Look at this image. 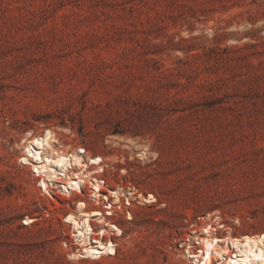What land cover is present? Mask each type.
Listing matches in <instances>:
<instances>
[{
	"label": "rangeland",
	"instance_id": "obj_1",
	"mask_svg": "<svg viewBox=\"0 0 264 264\" xmlns=\"http://www.w3.org/2000/svg\"><path fill=\"white\" fill-rule=\"evenodd\" d=\"M45 128L133 190L107 218L114 254L69 257L87 193L41 195L19 162ZM193 216L191 243L207 223L264 232V0H0V264H194Z\"/></svg>",
	"mask_w": 264,
	"mask_h": 264
},
{
	"label": "bare ground",
	"instance_id": "obj_2",
	"mask_svg": "<svg viewBox=\"0 0 264 264\" xmlns=\"http://www.w3.org/2000/svg\"><path fill=\"white\" fill-rule=\"evenodd\" d=\"M22 152L20 163L27 165L30 171L39 172L37 182L48 193L49 187H57L61 193L71 194L81 189L83 184H89L90 197L95 203L117 204L121 197L129 199L133 195L130 188L123 192L121 188L108 189V194L101 193V182L97 176L100 166L99 159L95 158V167L89 165L90 156L86 150L80 154L76 148H69L56 136L51 128L41 132H26L20 140ZM137 156L147 159L150 152L145 145H134ZM75 193V192H74ZM137 198V197H136ZM140 203H153L156 198L153 194L138 195ZM86 202L79 200L75 209L66 214L64 221L71 229L76 249L69 257L73 260L81 258L97 259L103 254H114L115 243L108 234L109 230L117 235L122 230L105 217L100 208L86 210ZM209 215H207L208 217ZM130 216H128L129 218ZM218 218V217H217ZM29 217L26 218V223ZM98 222L96 230L90 227V221ZM221 223H207L201 229V236L194 240L199 252L194 251V264H264V232L256 234L233 235L230 228H224ZM217 227H223L224 234L217 236Z\"/></svg>",
	"mask_w": 264,
	"mask_h": 264
},
{
	"label": "built area",
	"instance_id": "obj_3",
	"mask_svg": "<svg viewBox=\"0 0 264 264\" xmlns=\"http://www.w3.org/2000/svg\"><path fill=\"white\" fill-rule=\"evenodd\" d=\"M74 148H76L80 154H83L84 151L86 150V148L83 146V144L81 142H78ZM89 156L91 157V159L89 160V165L91 167H95V158L99 159L97 165L100 166L98 178L101 182V189L102 188L108 189V187H109L108 179L104 176H99V174H102L104 171H106L107 168L110 166V164L108 162L104 161L102 156H99V155L95 156V154L89 155ZM31 175H32V177L35 178V182H36L37 189H38L39 193L41 195L47 194L48 196L52 197V195H51L52 190L51 189H50V193H48L47 190H45L41 185L39 186V183L37 182V180L39 179V172L33 170V171H31ZM74 192L76 194H79V195H83L84 193H87L88 198L83 199V201H85L87 204L86 210L93 209V208H90L89 205L91 204L92 206H95L96 201H95V198L90 197L92 191L89 187V184H83L81 189H77ZM101 193H102V191H101ZM129 205H130V202L127 201L126 206H129ZM102 211L105 212V217L110 219L109 217H111L113 214H116L117 212H121V206L118 205L117 208H114L113 204L111 205L110 203L105 202L102 204ZM44 213L48 214V211L46 208L44 209ZM126 213H127V217L130 216L129 218H132V216L134 214L132 210H126ZM199 218H201V216H193V217H186L185 218L186 227H188L189 232L186 233V237H184V238L188 243H185L184 239L182 241L179 239L180 244L185 243V245H188L187 248H185V252L191 260H192L191 256L194 255V251L197 250V252H199V250H198V247H196V245L194 243L190 242V238H192V235L189 233L192 232V234H193L199 230L200 226L198 225V221H197V219H199ZM93 220L94 219H92L90 221V227L95 230V226L92 223ZM237 222H238V219H237ZM63 245L65 247H67V242L63 241ZM115 245H116V243H115Z\"/></svg>",
	"mask_w": 264,
	"mask_h": 264
}]
</instances>
